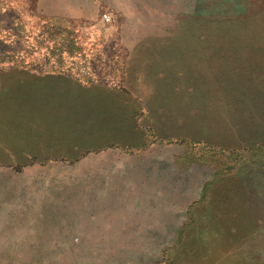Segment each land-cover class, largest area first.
Returning a JSON list of instances; mask_svg holds the SVG:
<instances>
[{"label":"rangeland","instance_id":"obj_1","mask_svg":"<svg viewBox=\"0 0 264 264\" xmlns=\"http://www.w3.org/2000/svg\"><path fill=\"white\" fill-rule=\"evenodd\" d=\"M103 261L264 264V0H0V264Z\"/></svg>","mask_w":264,"mask_h":264},{"label":"crops","instance_id":"obj_2","mask_svg":"<svg viewBox=\"0 0 264 264\" xmlns=\"http://www.w3.org/2000/svg\"><path fill=\"white\" fill-rule=\"evenodd\" d=\"M62 74H59V76H61ZM42 90V89H41ZM66 93L68 94V90L64 89L63 91H60V94L61 95H64L63 97L65 98H69L72 97V96H68L66 95ZM61 97V96H60ZM66 99V100H67ZM69 101V100H68ZM67 101V102H68ZM67 105V104H66ZM65 105V106H66ZM67 107V106H66ZM145 200H143L142 203H145V205H151L153 204L152 202V199L150 198H143ZM146 212H150L149 209H145ZM138 216V217H136ZM136 217V218H134ZM131 216V217H127V216H123L121 218H116V225H115V228L117 230H122V231H150V230H155L156 229V224L154 223L155 222V218H149L148 215L144 216V215H135V216ZM141 218V219H140ZM164 221V219H162ZM159 226H165L164 224H160ZM103 229H101L102 231ZM101 231L99 230V233H97L98 235L101 234ZM104 231V230H103ZM95 234V235H97ZM101 235H112V233H103ZM118 235H131V236H140V235H151L149 232L148 233H141V232H133V233H118Z\"/></svg>","mask_w":264,"mask_h":264},{"label":"bare ground","instance_id":"obj_3","mask_svg":"<svg viewBox=\"0 0 264 264\" xmlns=\"http://www.w3.org/2000/svg\"><path fill=\"white\" fill-rule=\"evenodd\" d=\"M238 27V26H237ZM231 28V27H230ZM232 28H233V26H232ZM238 38H239V36H238ZM236 39V38H235ZM225 49H226V47H225ZM223 64V63H222ZM213 68V67H212ZM215 68V67H214ZM218 68V67H217ZM222 68V67H221ZM224 68V67H223ZM211 69V68H210ZM225 70H227V69H225ZM213 71V70H212ZM227 73V72H226ZM237 81V80H236ZM237 83H238V81H237ZM245 84V83H244ZM241 85V84H240ZM247 85V84H246ZM244 86V85H243ZM82 93V92H81ZM239 94V93H238ZM65 95V94H64ZM63 95V96H64ZM66 95H67V93H66ZM84 95V94H83ZM82 95V96H83ZM261 95V94H260ZM245 96V95H244ZM84 97V96H83ZM102 97V96H101ZM248 97V96H247ZM88 98V97H87ZM245 98V97H244ZM69 99V98H68ZM68 99L65 101V102H67L68 101ZM74 99H75V97H74ZM253 99V98H252ZM57 100H59V99H57ZM78 100H81V98L80 99H78ZM260 100V99H259ZM77 101V100H76ZM241 101V100H240ZM256 101V100H255ZM57 102V101H56ZM243 102V101H242ZM52 103H54V102H52ZM250 103V102H249ZM252 103V102H251ZM251 106V105H250ZM210 107V106H209ZM246 107V106H245ZM252 107V106H251ZM250 107V108H251ZM215 109V108H214ZM254 109V108H253ZM259 109V108H258ZM262 109V108H261ZM226 110V109H225ZM230 111V110H229ZM256 113V112H255ZM253 114V113H252ZM257 114V113H256ZM212 115V114H211ZM258 115V114H257ZM213 117V116H212ZM256 117V116H255ZM259 117V116H258ZM247 118V117H246ZM261 119V118H260ZM259 119V120H260ZM256 120V119H255ZM227 122V121H226ZM244 127V126H243ZM246 129V128H245ZM235 132V131H234ZM43 140V139H42ZM89 166V165H88ZM91 167V166H90ZM130 168V167H129ZM94 171V170H93ZM105 171V170H104ZM101 172V171H100ZM97 176V175H96ZM100 176V175H99ZM132 176V175H131ZM95 179V178H94ZM133 193V192H132ZM123 194H125L126 196H128V194L127 193H125V192H123ZM118 195V194H117ZM121 195V194H120ZM105 196V195H104ZM132 196V195H131ZM137 196V195H136ZM121 197H118L117 199H120ZM105 199H103V201H104ZM101 201V200H100ZM115 201V200H114ZM98 202V201H97ZM106 202H107V200H106ZM82 203V202H81ZM92 203V202H91ZM102 203V202H101ZM110 203V202H109ZM79 204V203H78ZM93 204V203H92ZM92 204H91V206H92ZM99 204V203H98ZM115 204H116V202H115ZM83 205V204H82ZM84 205H85V203H84ZM90 205V204H89ZM104 205H106V204H104ZM67 207V206H66ZM95 207V206H94ZM74 208V206L72 207V209ZM84 208V207H83ZM90 208V207H89ZM71 209V210H72ZM109 209V208H108ZM115 209V208H114ZM58 210V209H57ZM80 210H82V209H80ZM105 210V209H104ZM97 211H98V209H97ZM109 212V211H108ZM92 214V213H91ZM57 215H59V214H57ZM88 215V214H87ZM104 215H105V213H104ZM137 215V214H136ZM141 215V214H140ZM139 215V216H140ZM60 216V215H59ZM98 216V215H97ZM99 216H101V215H99ZM135 216V215H134ZM153 216H154V214H153ZM152 216V217H153ZM68 217H70L69 215H68ZM67 217V218H68ZM72 217V216H71ZM88 217V216H87ZM136 217H138V216H136ZM136 217H134V218H136ZM164 217V216H163ZM56 218V217H55ZM61 218V217H60ZM73 218V217H72ZM94 218V217H93ZM101 218V217H100ZM139 218V217H138ZM159 218V217H158ZM63 219V218H62ZM141 219V218H140ZM153 219V218H152ZM49 220V219H48ZM68 220H69V218H68ZM72 220V219H71ZM86 220H87V218H86ZM166 220V219H165ZM72 221H74V220H72ZM76 221H77V219H76ZM76 221H74V222H76ZM89 222H90V220H88ZM93 221V220H92ZM78 222V221H77ZM80 222V221H79ZM83 222V221H82ZM94 222V221H93ZM105 224V223H104ZM88 225V224H87ZM67 226V225H66ZM63 227V226H62ZM39 229V228H38ZM57 229V228H56ZM92 229H94V230H91V232H89L88 233V235H91V236H96L95 234H97V233H99V229H97V228H92ZM43 230V229H42ZM41 230V231H42ZM44 230H47V229H44ZM43 230V231H44ZM52 230H54V229H52ZM58 230V229H57ZM66 230V229H65ZM89 230V229H88ZM38 231H40V230H38ZM72 231V230H71ZM97 231V232H96ZM50 232V231H49ZM54 232V231H53ZM56 232H59V231H56ZM70 232V231H69ZM38 233V232H37ZM51 233V232H50ZM65 233V232H64ZM63 233V234H64ZM42 234V233H41ZM54 234V233H53ZM57 234V233H56ZM43 235V234H42ZM41 236V235H40ZM59 236V235H58ZM67 236V235H66ZM38 238H40V237H38ZM41 238H42V236H41ZM47 238V237H46ZM55 238V237H54ZM57 238V237H56ZM71 238V237H70ZM57 239H59V238H57ZM67 239V238H66ZM100 239V238H99ZM95 240V239H94ZM46 241V244H48V241L47 240H45ZM92 241V240H91ZM93 242V241H92ZM100 242L98 241V240H96L95 241V243L94 244H99ZM101 245H102V243H100V247H101ZM95 246V245H94ZM107 263V261H103L102 262V264H106Z\"/></svg>","mask_w":264,"mask_h":264}]
</instances>
